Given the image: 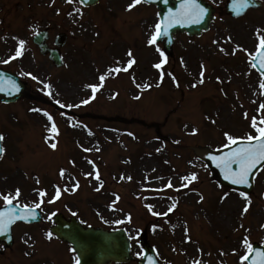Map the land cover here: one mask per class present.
Here are the masks:
<instances>
[{"label":"rangeland","instance_id":"obj_1","mask_svg":"<svg viewBox=\"0 0 264 264\" xmlns=\"http://www.w3.org/2000/svg\"><path fill=\"white\" fill-rule=\"evenodd\" d=\"M208 1L216 9L209 32L196 39L175 36L167 63L157 70L154 65L162 59L157 48H162L148 43L158 23L154 8L139 5L128 11L131 0H101L89 9L77 1L0 0V66L17 74L37 98L0 108L5 137L0 193L14 194L19 188L22 194L13 203L30 207L39 203L40 191L47 193L39 207L42 224L15 228L14 247L9 255L1 254L0 264H53L50 259L69 264L67 248L46 239L57 212L83 225L124 229L134 257L130 264L140 258L142 234L160 264H240L245 236L264 246V168L249 195L251 207L242 215L244 199L211 181L194 155L197 148L217 150L227 144L225 133H254L251 119L261 115L264 95L249 53L256 51L257 32L264 34V0H256L262 6L239 19L225 13L226 0ZM40 31H47L49 46L57 35L66 36L60 68L31 42ZM19 40L25 41L23 55L10 59ZM237 45L242 50L233 54ZM129 51L136 60L133 67L109 73L126 67ZM100 75L106 80L91 99L87 85L99 84ZM85 99L90 100L86 105L81 103ZM44 112L52 115L58 136L49 132L52 122ZM95 170L104 182L100 191L95 190L99 183L85 175ZM192 173L198 180L181 187L182 177ZM75 181L79 188L71 191ZM169 181L173 188H166ZM57 187L61 197L49 203ZM174 201L175 209L168 212ZM147 205L168 214L153 216Z\"/></svg>","mask_w":264,"mask_h":264},{"label":"snow or ice","instance_id":"obj_2","mask_svg":"<svg viewBox=\"0 0 264 264\" xmlns=\"http://www.w3.org/2000/svg\"><path fill=\"white\" fill-rule=\"evenodd\" d=\"M68 4H74L76 3V0H65ZM85 0H80V3H84ZM147 2V0H131V2L127 6V10L131 11L132 9L136 8L142 3ZM167 0H165V3ZM53 3H55V0H53ZM252 4V0H233V11L234 13L239 16L242 14V12L248 8ZM79 12V9L76 10ZM208 10L203 7L199 0H182L180 8L175 12L172 13L170 11L169 16L166 18V22L162 21L160 23H157L155 25V32L152 34L151 38L149 39L148 43L150 45L156 44L157 40L162 35H167L168 28L171 27L174 23H184V22H191V23H201L203 18L207 15ZM73 13H69V15H72ZM82 15V13H80ZM39 34V33H37ZM258 37V44L256 47L255 53H249L250 57V63L252 68L257 69L260 72V75L262 77L260 81V89L261 94L264 95V34H261L259 31L257 32ZM228 40H231V37L228 38ZM25 47V41L19 40L18 41V47L15 51V55L12 56L10 59H16L23 55ZM236 50H242L240 49V46L237 45V49L233 50V54H235ZM157 51L160 52V56L162 57L161 61L154 65V67L157 70H161L162 66L167 63V56H165L164 52L161 51L159 48H157ZM221 51H224L223 48H221ZM246 51V50H245ZM128 57L130 59L127 61L126 67H115L109 69V73H115L118 74L121 71L127 72L129 69L133 67V65L136 63L135 58H133V54L131 51L127 53ZM9 60L3 61V63H8ZM258 66V67H257ZM203 69V65L201 66ZM27 75L31 76L33 80H36L37 77L33 76L31 73H28ZM164 72L161 71V81H163ZM200 83L202 84L204 82V71L202 70L200 73ZM106 80L105 75L99 76V84H90L87 85L92 91L91 99H95L96 93L100 90L101 87H103V83ZM159 86V85H158ZM50 85H45V88L50 89ZM137 87H141L140 85H137ZM145 88L151 87L150 85H144ZM2 90V89H0ZM49 96H51V91L47 93ZM139 98V97H137ZM90 102L89 99L83 100L82 104H88ZM57 104L60 105V107H65L64 104H62L59 100L56 101ZM67 107H80V105H67ZM33 111H40L39 109H33ZM258 112L261 113L259 117L253 116L251 119V128L254 130V133H248L243 137H234L228 133H225L226 139L228 143L225 145V147L230 148L231 150L227 153H225L223 156L217 158L215 156L211 157L213 161H216V166L220 168L224 173V178L226 180H229L232 184L236 185H246L248 187H251L250 178L254 177V174L259 168H264V103H260ZM47 119L52 122L51 127L48 129L49 132L52 134L53 137L58 136L59 128L57 127L52 115H50L48 112L43 113ZM245 117H247V113H245ZM131 135V134H130ZM5 139L3 134H0V142H2ZM49 139V137H46V140ZM51 148L56 149L57 144L51 143ZM235 146V147H233ZM85 152L91 151L89 148L83 149ZM5 150L0 147V158H2V154ZM90 164H93L92 161H89ZM235 166V167H233ZM93 168L95 169V165L93 164ZM86 176H92L100 185V187H97L95 190L100 191V188L103 187V181L101 180V175L99 170H95L94 172H88L85 174ZM60 176L63 178L65 176V171L61 170ZM121 179H124V177H121ZM127 179L131 180L132 178L129 176ZM198 180V176L196 173H192L191 175H186L182 177V185L181 187L186 188L192 183L196 182ZM173 184L171 181H169L166 185V188H173ZM79 188V181H75L73 184L71 191H75ZM70 189L68 187L64 188V191H69ZM179 191L180 189H176ZM21 190L17 188L15 190L14 194H2L0 193V198L3 199L5 203V208L3 211H0V235H4L13 223H15L17 220H24L27 221L29 219H35L36 218V212L35 209L39 208L42 203H44V197L47 195L46 192L40 191L39 196L41 197L39 203H36L34 206L30 207L29 205L25 204L23 205V208L21 209V206L19 204L14 205V201H18L21 196ZM239 195L244 199L246 202L244 204V207L242 209V215L246 214L249 211V208L251 207V199L249 195L246 192H240ZM61 197V189L57 187L55 196L53 200L48 201L49 203L55 202V200H58ZM119 197H117V200ZM201 200H203V196L200 197ZM153 205H147L148 211L153 216H160V215H167L168 213H159L153 211ZM176 207V202L174 201L171 206L168 208V212H172ZM75 214V213H74ZM128 221L131 222V216L128 217ZM48 238H52V233L49 232ZM190 240V237H188ZM242 247L244 249V254L240 256V264H264V250H260L258 248H255L253 244L250 242L247 236L243 238L242 241ZM73 252L76 251L75 248L72 249ZM235 253V250H233ZM223 254V253H222ZM138 255H140L138 253ZM75 264H80L79 257H75ZM149 264H154V261L151 257H148ZM194 264H201V261L196 260L194 261Z\"/></svg>","mask_w":264,"mask_h":264},{"label":"water","instance_id":"obj_3","mask_svg":"<svg viewBox=\"0 0 264 264\" xmlns=\"http://www.w3.org/2000/svg\"><path fill=\"white\" fill-rule=\"evenodd\" d=\"M78 1L80 2V0ZM97 2L98 0H85V2L81 4L85 7H88L97 4ZM181 2L182 0H167L166 3L165 0H147L145 4L154 5L157 8V14L160 23L162 21L166 22V18L169 16L170 11L172 13L176 12L180 8ZM199 3L208 10L207 15L203 18L201 23H174L171 27H169L167 35H162L157 40V42L163 44L165 52H168L170 50V47L173 43L174 34L185 33L188 36L198 37L201 35L202 32L208 30V26L212 20L213 11L209 6L203 4L201 0H199ZM250 7L256 8L258 7V4H256L252 0V4L248 8ZM248 8H246L241 15H243ZM227 12H229L232 17L241 16H237L234 13L233 0L229 1V4L227 5ZM46 38L47 34L45 32H42L34 37V43L38 45L39 51L42 55L49 53V60H51L56 67H59L61 63L58 53L56 51L47 50V47L45 45ZM64 41L65 37L59 36L55 41V45L60 47L63 45ZM0 89H2L0 90V102L7 104L16 102L22 96L24 85L13 74L0 70ZM230 150L231 149L228 147H225L216 152H212L207 149H198L196 151V156L208 166L211 171L212 178L216 180L220 185L239 192H246L247 194H249L253 187L254 177L250 178L251 187H248L246 185L232 184L229 180H226L224 178V173L220 168L216 166V161H213L211 159V157L213 156L219 158ZM259 169L257 171H259ZM4 208L0 209V211H3ZM35 212V219H29L27 221L17 220L16 222H39L40 215L37 211ZM11 226H9L4 235H0V241H4L8 245L11 243ZM50 230L51 233L54 234L57 239L69 244L72 249H76L75 254L76 257H79L80 264H119L126 263L132 260L130 257L129 240L127 239L125 233L122 230L108 232L103 231L99 228H83L74 219L66 221L61 215L55 217L54 226L51 227ZM141 242L144 246V251L142 259L138 261V264H149L147 259L148 257L152 258L154 264H158L154 257L153 251L147 246L144 237L141 239ZM254 247L260 250H264V248L258 247L256 245H254Z\"/></svg>","mask_w":264,"mask_h":264},{"label":"flooded vegetation","instance_id":"obj_4","mask_svg":"<svg viewBox=\"0 0 264 264\" xmlns=\"http://www.w3.org/2000/svg\"><path fill=\"white\" fill-rule=\"evenodd\" d=\"M25 96H26L27 98H31V97H32V96L27 92V90H26ZM0 250H2V252H0V256H1V254L4 253V251H6V249L4 248V245H3V244L0 245Z\"/></svg>","mask_w":264,"mask_h":264}]
</instances>
